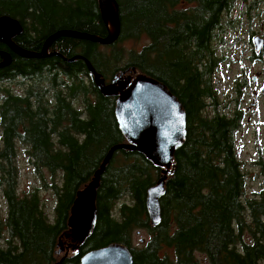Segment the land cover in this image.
<instances>
[{
	"label": "trees",
	"instance_id": "obj_1",
	"mask_svg": "<svg viewBox=\"0 0 264 264\" xmlns=\"http://www.w3.org/2000/svg\"><path fill=\"white\" fill-rule=\"evenodd\" d=\"M116 1L121 30L112 44L63 35L49 50L57 55L40 58L20 56L0 42L12 56L0 68V264L59 262L64 254H58V243L69 229L78 191L114 145L128 142L116 118L117 98L102 94L85 59L107 82L135 68L164 83L187 113L188 135L166 181L161 224L150 221L147 195L162 168L138 151L116 150L97 190L93 234L61 264H79L90 250L115 242L131 250L134 264H264V188L254 197L246 194L236 144L242 112H220L214 86L223 61L216 42L233 23L239 0ZM259 2L264 0L249 7ZM4 15L22 23L14 40L33 52L59 31L102 38L109 33L99 0H0ZM142 38L148 42L140 50L122 46ZM76 56L83 58L66 60ZM19 143L55 194L52 214L39 188L19 192ZM143 230L148 238L135 246L134 232Z\"/></svg>",
	"mask_w": 264,
	"mask_h": 264
},
{
	"label": "water",
	"instance_id": "obj_2",
	"mask_svg": "<svg viewBox=\"0 0 264 264\" xmlns=\"http://www.w3.org/2000/svg\"><path fill=\"white\" fill-rule=\"evenodd\" d=\"M99 7L109 32L105 38L76 31H59L46 40L41 52H33L22 48L14 40L24 31L22 23L16 18L4 15L0 17V42L20 56L40 58L57 55L49 50L52 43L63 35L87 38L104 45L112 44L118 39L121 30L118 2L99 0ZM263 43L261 36L254 38L256 51L262 48ZM0 56V68L11 64L12 56L9 52L0 50ZM78 58L83 57L76 56L66 60L72 62ZM85 61L102 94L117 98L116 118L128 142L114 145L92 180L78 191L68 220L69 229L58 243V254L66 252L56 264H61L70 250L77 253L79 247L93 234L98 219L97 190L101 176L116 150L138 151L155 166L162 168L160 178L149 188L147 195L150 221L154 226L160 225L161 199L166 194V181L175 170V153L184 145L188 135L187 113L181 101L164 83L148 75L136 73L135 68L122 71L107 82L88 59ZM64 238L66 241L62 240ZM64 244H67V250L63 248ZM79 264H134V258L126 245L115 242L90 250L81 258Z\"/></svg>",
	"mask_w": 264,
	"mask_h": 264
},
{
	"label": "rangeland",
	"instance_id": "obj_3",
	"mask_svg": "<svg viewBox=\"0 0 264 264\" xmlns=\"http://www.w3.org/2000/svg\"><path fill=\"white\" fill-rule=\"evenodd\" d=\"M254 2L255 0H239L236 3L230 15L233 23L221 35L220 38L224 39L216 42L217 53L223 61L219 64L214 79L220 112H242L243 121L236 133V144L238 158L246 175V194L249 197L256 196L264 188V166L259 163L264 161V43L259 51H256L254 45L255 37L261 36L264 39V2L250 8L249 5ZM147 42L146 38L130 39L125 40L122 46L126 50H140ZM126 61L127 58L118 66H124ZM239 83L240 87L237 85ZM17 165L20 171L19 192L22 194L35 187L39 188L44 206L52 214L56 202L55 194L51 188L42 184L22 143L18 144ZM45 179L47 185H51L52 178L47 172ZM0 208L2 212L5 211L1 193ZM141 238H148L147 232L143 230L138 234L135 231L133 244L141 246ZM62 240L66 241V238ZM0 243L3 244V241ZM66 245L63 248L67 250ZM72 252L70 250L69 254Z\"/></svg>",
	"mask_w": 264,
	"mask_h": 264
},
{
	"label": "bare ground",
	"instance_id": "obj_4",
	"mask_svg": "<svg viewBox=\"0 0 264 264\" xmlns=\"http://www.w3.org/2000/svg\"><path fill=\"white\" fill-rule=\"evenodd\" d=\"M65 248V247H64Z\"/></svg>",
	"mask_w": 264,
	"mask_h": 264
}]
</instances>
